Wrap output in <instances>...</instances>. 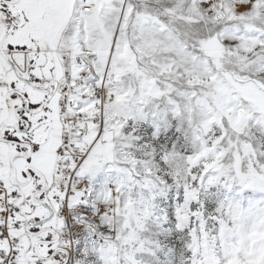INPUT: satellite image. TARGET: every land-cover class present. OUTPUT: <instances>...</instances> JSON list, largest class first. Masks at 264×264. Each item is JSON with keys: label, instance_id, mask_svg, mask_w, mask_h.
I'll return each instance as SVG.
<instances>
[{"label": "snow or ice", "instance_id": "obj_1", "mask_svg": "<svg viewBox=\"0 0 264 264\" xmlns=\"http://www.w3.org/2000/svg\"><path fill=\"white\" fill-rule=\"evenodd\" d=\"M69 4L53 46L45 16ZM157 35L173 50L121 75L125 41L135 55ZM213 38L228 52L255 45L240 75L264 85V0H0V264H117L114 249L118 264H149L159 245L146 234L162 219L154 201L172 190L189 238L181 264H264V242L249 238L264 231V201L226 197L209 217L218 233L206 231L210 188L264 191V117H245L240 139L230 123L249 102L188 83L224 79L204 54ZM57 122L63 167L49 179L40 160ZM101 173L115 179L90 203Z\"/></svg>", "mask_w": 264, "mask_h": 264}, {"label": "rangeland", "instance_id": "obj_2", "mask_svg": "<svg viewBox=\"0 0 264 264\" xmlns=\"http://www.w3.org/2000/svg\"><path fill=\"white\" fill-rule=\"evenodd\" d=\"M92 12V11H91ZM90 12V13H91ZM89 14V13H88ZM235 14L228 17L229 20L234 18ZM71 17V5H67L58 11H51L45 16V20L53 31L48 37L49 43L54 46V43L61 35L63 29L68 24ZM160 22L168 26H173L175 21L170 17L161 16ZM179 19V18H177ZM220 19H224L220 16ZM248 27V25H245ZM100 33L106 31L104 24L101 23L99 26ZM95 31V27H93ZM131 40L125 41L124 52L120 57L119 71L121 75L127 76L130 73H135L139 67L138 61L145 62L151 60L153 56L163 59L165 55L173 50V46H163L164 42L160 37L153 36L151 41L142 43L141 46L137 47L135 55L132 54L130 49ZM255 45L248 47L246 50L243 45H241V51L228 52L227 49L217 40H213L203 46L204 54L210 59H213V63L218 71L223 72L224 79L222 81H217L215 77L212 79H201L200 77H194L189 81V86H203L204 88H209L210 86L219 84V91L224 93L232 94L233 99H243L249 102L251 111L242 109L237 114L236 121L230 123V127L234 132H237L238 138L243 139L246 137V133L239 128V125L244 120L245 117L252 118L264 117V93L258 91L259 88H264V85L260 84L259 80H250L247 75H240L241 72L247 70V61L249 60L248 52H253ZM131 56V59L129 57ZM154 64L155 61H152ZM203 71H209V66L207 63L201 65ZM238 70V71H237ZM119 79V78H118ZM216 89H214L215 91ZM207 99H211L212 104L207 105V99L205 100L206 105L209 110L215 105L216 99L212 93H206ZM159 99L157 95L155 97ZM195 112L194 108L189 109V115L193 116ZM226 115V114H225ZM211 122L219 123L220 121L214 118ZM58 130L55 126V135L49 137L45 132V138L49 139V143L55 145L51 147L49 151L45 153V156L40 160V168L42 172L46 174L51 173L54 175L53 161L56 153V147L59 146V140L57 141L58 134H60V125L56 123ZM43 131V130H42ZM254 143V141H253ZM110 151V150H109ZM115 179V173L106 174L101 173L93 181L92 184V195L89 202L97 200L106 187H110ZM212 194L209 196H202L201 203L203 204V214L207 221L206 231L210 235H215L218 233V225L215 221L209 219V217L215 216L217 208L220 206V202L224 201L227 204L228 197L233 200H242L243 204L247 206L249 203L264 201V191L260 190H246L241 195H237L238 188H233L229 192L226 188L216 185L209 189ZM157 209V216L162 217L161 220L157 221L156 226H154L149 234H146V238L153 241L155 244L159 245V251L156 252L155 258L145 257L149 261V264H154V261H158L159 264H181L182 258H186L189 253L187 250L188 235L187 230L179 231L175 225V215L177 208L183 203L182 193L176 190H172L163 196L157 197L154 201ZM171 205V207H169ZM169 212L171 213V218L169 219ZM251 244L255 245L264 242V231L256 230L250 233L249 236ZM264 251V250H262ZM119 249H114L112 251V259L117 262L119 260Z\"/></svg>", "mask_w": 264, "mask_h": 264}, {"label": "built area", "instance_id": "obj_3", "mask_svg": "<svg viewBox=\"0 0 264 264\" xmlns=\"http://www.w3.org/2000/svg\"><path fill=\"white\" fill-rule=\"evenodd\" d=\"M91 11H92V9H90V8H86L84 10L85 14H88ZM57 167H61L62 168L63 167V164L62 163L61 164H58V162H57V156H56V153H55V157H54V161H53L54 175L56 174ZM61 175H63V173H61Z\"/></svg>", "mask_w": 264, "mask_h": 264}, {"label": "flooded vegetation", "instance_id": "obj_4", "mask_svg": "<svg viewBox=\"0 0 264 264\" xmlns=\"http://www.w3.org/2000/svg\"><path fill=\"white\" fill-rule=\"evenodd\" d=\"M56 126V129L58 130V128H57V125H55ZM59 131V130H58ZM47 133V132H46ZM48 135H49V133H47ZM59 140V134H58V137H57V141ZM44 174H45V176L47 177V178H51V176H52V174L51 173H49V174H46L45 172H44Z\"/></svg>", "mask_w": 264, "mask_h": 264}]
</instances>
